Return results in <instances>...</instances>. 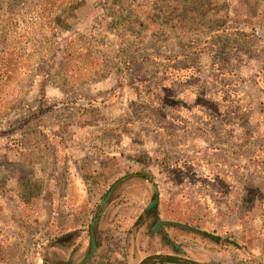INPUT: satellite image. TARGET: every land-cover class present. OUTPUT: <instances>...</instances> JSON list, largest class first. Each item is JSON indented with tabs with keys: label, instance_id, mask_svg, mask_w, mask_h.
Instances as JSON below:
<instances>
[{
	"label": "rangeland",
	"instance_id": "1",
	"mask_svg": "<svg viewBox=\"0 0 264 264\" xmlns=\"http://www.w3.org/2000/svg\"><path fill=\"white\" fill-rule=\"evenodd\" d=\"M263 1L232 2L229 11L234 17L233 25L240 26L241 30L222 34L219 45L230 41L231 45L241 47L245 53L238 60L241 62L229 63V68L218 63L224 58L218 60L200 54V48L209 40L208 31L200 33V36L191 32V41L178 40L177 36L174 39L150 38L148 43L131 44L124 51L120 49L116 36L103 31L98 32L96 45L92 39L87 42L78 38V52L85 48L89 51L85 58L76 57L83 63L79 69L75 70V63L67 66L66 79L70 81L67 86L57 87L56 78L51 77L48 86L41 90L42 78L33 75L31 90H25L26 83L19 95L20 90L13 81H18L20 76L6 84V94L5 91L0 94V131L11 133L8 129L10 122L22 115L32 116L48 107L49 110L37 119L41 131H48V135L55 133L66 145H71L70 148L77 147L85 152L89 149L92 153H88L89 157L75 158L76 163L81 161L80 167L88 172L99 165L102 157L96 155L97 149L107 152L103 159H109L106 161V174L94 182L99 187L90 190L83 185L86 202L74 198L79 205L76 209L81 213L80 219L65 222L60 232L45 239L30 238L26 234V241L25 236L20 237L17 233V242L23 253L20 256L24 262L42 264L38 258L42 253L47 264H79L90 251L88 225L96 217L93 225L95 249L86 264H137L147 255L156 252L175 254L176 251L183 253L179 256L200 259V255L209 257L215 249L218 251L219 244L226 256L229 249L233 257L236 256L238 263H232L245 264V253L235 249L241 245L248 251L250 242L245 241L248 236L243 232L240 237L233 238L230 235L234 230L218 236L217 229L234 227L237 231L238 221L233 216L242 217V213H247L246 204L236 196L240 191L245 195L242 189H255L251 192L258 191L264 198V155L261 152L264 138L259 136L257 128L259 126V131H264L257 123L264 119V97L261 88L253 84L257 79L264 81L258 70L264 60V50L255 45L259 42L257 34L264 32V13L256 14V10L264 8ZM198 2L187 0L185 10L191 11L198 6ZM106 5V0L84 1L72 30L59 31L56 40L63 42L75 34H89L90 30L92 34V27L101 16L100 8H106ZM87 43L93 46L88 47ZM253 45L254 48H251ZM163 51L171 56L187 54L186 58L172 64L179 71L170 70L155 75L159 63L143 57ZM107 59L106 78L93 82L94 78L100 77L99 69ZM216 66L219 71L227 69L234 74L219 76ZM93 71L97 73L88 78ZM136 78L148 81L143 85L142 93L146 99L150 97L151 105L137 102L133 88ZM229 82L235 84L233 90L236 93V96L229 97L231 102L221 94L224 90L221 87ZM158 88H163V93L157 91ZM165 91L171 94H165ZM209 92H216L217 96L211 99L207 96ZM24 93L25 98L22 97ZM17 95L18 99L14 101ZM76 98L84 99L82 106L71 103ZM166 99H171L174 105L164 108L161 100ZM205 100L209 102H203ZM212 103H223L221 111L226 118L229 116L235 121H243L249 130L252 129V134L258 136L242 135L241 139L235 140L234 129L223 123L224 120L220 123L214 112L205 109ZM66 104L68 107L62 106ZM70 121L80 126L69 125ZM236 129L241 133L242 126ZM19 130L13 136L19 137L20 141L25 138L24 135L35 133L32 127ZM21 132L24 133L20 136ZM2 136L0 141H4ZM77 152L73 151L76 157ZM138 173L146 175L147 180L137 177ZM82 174L83 181H86L85 172ZM115 181L120 183L114 186ZM111 185L114 189L103 202L102 197H106ZM155 190L160 209L157 221L174 219L176 223L188 224L199 231L204 229L215 237L202 239L191 231L161 226L155 231L151 225L155 221L153 215L147 212ZM203 204L206 206V218L200 225ZM66 209L71 211L68 206ZM79 225L85 228L78 230ZM73 231L76 232L70 233ZM169 241L176 245L174 250H167ZM215 242H220L217 247ZM26 256L27 259H24ZM221 261L226 263L229 258L224 257ZM246 261L253 262L252 259ZM146 264L156 263L148 261ZM160 264L166 263L163 261ZM167 264L177 263L170 261Z\"/></svg>",
	"mask_w": 264,
	"mask_h": 264
},
{
	"label": "trees",
	"instance_id": "2",
	"mask_svg": "<svg viewBox=\"0 0 264 264\" xmlns=\"http://www.w3.org/2000/svg\"><path fill=\"white\" fill-rule=\"evenodd\" d=\"M84 1L87 0H0V94L7 90L6 84H8L9 81H13V79L18 76H20L19 80L13 82L16 83L17 89L20 90V93L18 92L19 95L24 88L22 85L26 83L28 86L25 90H31L33 75H39L42 78L40 83L41 90L48 86L51 77L56 78L57 83L55 85H57V87L59 86L61 88L67 86L66 83L70 82L66 79L67 66L69 67L71 63H75V70L79 69L83 63L77 58L80 56L85 58L87 55L86 52L89 51L88 48H85L78 52V38L79 41L87 40V42L92 39L96 45L99 36L98 32L103 31L116 36L120 49L122 48L121 50L123 51L131 44L143 45L148 43L149 40H151L150 38L170 37L171 39H174V37L177 36L176 39L178 40L191 41V32H197L199 34L198 36H200V33L208 31L210 32L209 40L205 41V45L200 48V54H206L215 59L224 58L223 60L218 61V63L223 64L228 68L229 63L238 64L241 62V60L239 62L238 60L240 56L245 53L244 49L239 46L231 45L232 42L230 41H226L224 45H219V37L222 34L241 30L240 26L233 25L234 17L230 15L229 11L232 2L234 3L239 0H199L198 6L194 7L191 11L185 10L187 0H106V8H100L101 16L96 19V24L92 27V34L90 30L89 34H75L70 36L69 40L66 39L63 42L57 41L56 35L59 31L70 32L72 30L78 20V10L83 5ZM244 1L245 0H241V2ZM261 4L264 5V1ZM259 6L260 5L257 6V9ZM259 13H264V8L262 10H256V14ZM101 18H104V20H99ZM258 34L256 39H258L259 42L255 45L260 46V48H263L264 50V32ZM129 36L133 37L131 38ZM252 42L255 43L254 41ZM217 44L219 47H217ZM86 46L90 47L93 46V44L87 43ZM251 48H254V45ZM188 55H190V53H188ZM145 57L154 59L159 63L155 75H162L171 72L170 70L175 72L179 71L180 69H174L172 64L176 63L177 60H183L187 57V54L181 53L171 56L163 51V53H154L151 54V56L144 55L143 58ZM168 63L169 65L166 66ZM103 64L104 66L102 65V68L99 69L101 71L100 77L94 78L93 82H99L106 78L107 73L105 69L107 68L108 59L106 61L104 60ZM232 66L234 65L232 64ZM258 70L260 76H264V60ZM96 73L97 71H93V73L88 75V78ZM216 74H219V76L231 75L234 74V71H228L227 69L219 71L216 66ZM155 75H153V77H155ZM69 78H71V76ZM147 82V80H139L138 78L133 80L136 100L139 104L145 106L151 105L150 97L146 99V96L144 97V94L142 93L143 85L147 84ZM253 84L257 85L259 89L261 88V94L264 97V81L259 82L257 79ZM234 85H232V82H229L221 87L224 88L221 94L225 100H228V102H231L229 97L236 96V93L233 90ZM162 89L163 88H158L157 91L159 90L163 93ZM164 93L171 94L166 91ZM4 94H6V91ZM19 95L14 98V101H17ZM168 96L170 97L171 95ZM207 96H211V99H214L217 96V93L209 92ZM22 97L25 98L26 93H24ZM82 100L84 101V99L76 98L71 103L80 107L82 106ZM225 100L223 102H225ZM203 102L208 103L209 101L205 100ZM161 103H163L164 108L167 106L172 107L174 105L171 99L161 100ZM62 106L68 107L67 104ZM203 106L205 107V105ZM223 106V103H218L217 105L212 103L209 107H205V109L214 112V115H216L215 117L220 119V123L224 120L223 123H226L234 129L233 134L235 140L241 139L242 135H245L246 137L258 136L252 134V129L249 130L243 121H235L233 117L230 118L229 116L226 118V115H223L221 111ZM229 108H232V106H229ZM46 110H49V108L47 107L32 116L22 115L18 117L16 121L10 122L8 129L11 133H8V131H0V136L5 135L2 136L4 141H0V151L2 152L0 154V179L2 175L3 178L5 177L6 170H10V173L14 177H28L25 181L29 179L33 184H40L35 178L36 171L34 170V167L37 165L38 156H40L39 152H35V145L32 144V142L29 143V146H25L22 144L19 137L15 138L13 135L17 130L20 131L19 129L21 128H25L26 130L27 127H32V131L35 133L48 135V131H41L40 125L37 123L38 117L42 116ZM257 123L261 125L264 130V119H262V121L258 120ZM68 124L75 125L76 127L80 126V124L74 121H70ZM237 126H242L241 133H238L236 129ZM257 128L258 133L260 134L259 136L264 138V131H259V126ZM23 130L24 129H22V131ZM24 132H21L20 136ZM49 136L59 145L61 153H65L61 158L66 162V158H68L66 151L69 146L66 145L63 142L64 140L55 133H50ZM79 148L82 149V147ZM262 148L263 150L261 152L262 155H264V147ZM85 150L86 153H91L89 149ZM11 152L12 155L17 158L11 157L8 154H11ZM97 152L96 155L102 157V161L99 165L88 172L86 171V168H84L86 174L84 175V178L86 179V183L90 190L97 188L95 187L97 185L94 184V182H96V179H102V176L106 174L105 172L107 171L106 161L109 159L104 160L103 158L108 153H104V151H99L98 149ZM136 176L147 180L146 175L138 173ZM116 182L117 181L112 185ZM112 185L110 187H112ZM229 189L231 190V188ZM242 190L246 192L245 195H242V192L240 191L239 194L236 193V196L240 202L246 204L248 207V210L246 207L247 215L252 218L259 216L261 219L260 230L255 233H247L246 236H248L249 239L245 238V241L250 242L248 249L253 247V240H256L257 243L259 242L261 248L264 249V198L258 191L251 192L255 189L244 188ZM104 196L102 197V201H104ZM154 197L155 193L153 195V198ZM157 197V203H155L150 209H147V212L153 215V219L155 220L154 223L157 221V217L159 218L158 214L160 209L158 192ZM204 207L206 206L203 204V207L200 208V225L206 218V209ZM92 219H95V217ZM92 219L88 225L90 230L93 229L94 225H91ZM174 221L175 220L173 219L171 222ZM181 225L199 231L197 228H193L188 224ZM199 232L200 234L197 235H200L201 237L207 236L206 238L208 239L212 237V234L210 235L201 230ZM168 244L173 245L171 241H169ZM176 252L179 253L178 251ZM43 259L47 262L44 255ZM158 262L162 263L163 261Z\"/></svg>",
	"mask_w": 264,
	"mask_h": 264
},
{
	"label": "crops",
	"instance_id": "3",
	"mask_svg": "<svg viewBox=\"0 0 264 264\" xmlns=\"http://www.w3.org/2000/svg\"><path fill=\"white\" fill-rule=\"evenodd\" d=\"M23 137L25 138L21 141L22 144L29 146V143L32 142V144L35 145V152H39L40 154V156H38L37 165L34 167L36 171L35 178L40 184H33L29 179L25 181L28 177H14L10 173V170L5 171L6 175L4 178L2 175L0 179V264H29L28 260L24 262L22 256H20L23 253L21 250L22 247L19 246L17 242L19 238L17 237V233H20V237L25 236L24 240L26 241L28 240L26 234L30 236V238L39 237L41 239H45L49 236L51 237L52 235L54 236L56 233L60 232L65 222L70 223L76 218L80 219L81 213L76 209L79 205L74 202V198H78V200L83 203L86 202L83 193V185L85 184L84 187H88V184L86 181H83L82 173H84V168L79 166L81 161H79L78 164L75 158L80 159L82 156L84 158L89 157L88 153L79 150L77 147L70 148L71 145H69L66 151L68 158H66V162H64L61 156H64L65 153H61L59 145L49 135L34 133L24 135ZM74 150H77L78 156L81 157L74 156ZM46 152H48V155H45ZM1 153L0 151V154ZM8 154L11 157L17 158L12 155V152ZM96 167L97 166L93 168ZM97 187L99 186L97 185ZM67 206L71 208V211L66 209ZM71 212L72 214H70ZM242 214H244L242 217L240 215L233 216L236 218V221H238L236 226L237 231H235L236 229L234 227H229L228 230L219 227V229H217L218 236H222V234L227 231L232 232L231 230H234L232 235H230L234 238L240 237L243 232L245 233L243 235H246L247 233H255L260 230L261 219L259 216L252 218L248 216L247 213ZM230 218L232 219V216H230ZM93 221L94 219H92L91 225L94 224ZM241 224L243 226L246 225V227H242ZM83 228L85 227L81 225L77 227L78 230ZM203 230L204 229H201V231ZM74 232L76 231L70 233ZM89 232L90 228L88 227L90 239ZM164 237L165 236H163V238ZM203 237L207 236H202L201 238L203 239ZM212 237H215V235H212ZM253 241L254 245L252 248L248 249V251L242 248L243 246L241 245L237 247L235 251L245 253L246 257L243 258L245 259V264H264V249L261 248L259 242L257 243L256 240ZM219 243L215 242L216 246L215 244L214 246L217 247ZM174 246H176L174 243L172 246L167 244L166 248L167 250H174ZM230 252L231 250L229 249V253L226 256L225 250H222L219 244L218 251L215 249L212 255H208L209 257L200 255V259L192 257V260L203 264H234L232 261L237 262L235 259L236 256L233 257ZM164 254L172 253L165 252ZM17 255H19V257H17ZM42 255L41 253L38 258L42 264H46L47 262L44 261ZM175 255L179 256L183 255V253L175 252ZM224 257H228L229 261L223 263L221 260H223ZM24 259H27V256ZM247 259H252L253 262L246 261ZM35 263L39 264L38 262Z\"/></svg>",
	"mask_w": 264,
	"mask_h": 264
},
{
	"label": "water",
	"instance_id": "4",
	"mask_svg": "<svg viewBox=\"0 0 264 264\" xmlns=\"http://www.w3.org/2000/svg\"><path fill=\"white\" fill-rule=\"evenodd\" d=\"M118 183H120V181H117L114 184V186L117 185ZM114 186H112L110 188V190L108 191V193H107L106 197L104 198L103 202H105L107 200V198L110 196L111 191H113V189H114ZM154 193H155V197L153 198V200L151 201V203L149 204L147 209L153 207L155 205V203H157V201H158L157 191L155 190ZM95 220H97L96 217H95L94 221ZM94 221H93V223H94ZM160 226L161 227H176V228H179V229L188 230V231H191L193 233L200 234L199 231L193 230V229H191V228H189L187 226H184V225H181V224H178V223H175V222H171V221H157L155 223V228H158ZM89 234H90V251H89L88 255L83 259V261H81L79 264H86L89 261V259L92 257L93 253H94L95 237L93 235V229L90 230ZM148 261H164V262L172 261V262H175L177 264H203L201 262L192 260L190 258L181 257V256H178V255H175V254H159V253L151 254V255H148V256L144 257L143 259H141L138 262V264H145Z\"/></svg>",
	"mask_w": 264,
	"mask_h": 264
},
{
	"label": "flooded vegetation",
	"instance_id": "5",
	"mask_svg": "<svg viewBox=\"0 0 264 264\" xmlns=\"http://www.w3.org/2000/svg\"><path fill=\"white\" fill-rule=\"evenodd\" d=\"M150 215H151V214H150ZM150 215H149V216H150ZM153 222H154V221H153ZM151 225L154 227V230L156 231L157 228H155V223H152ZM147 256H148V255H147ZM145 257H146V256H145ZM142 259H143V258H142ZM154 263H156V264H160V262H158V261H154ZM165 263H166V262H165ZM64 264H72V263H71V262H66V263H64ZM137 264H138V263H137ZM145 264H146V263H145Z\"/></svg>",
	"mask_w": 264,
	"mask_h": 264
}]
</instances>
